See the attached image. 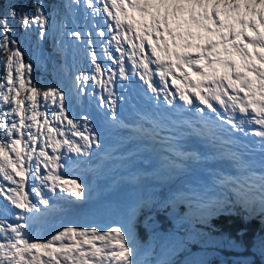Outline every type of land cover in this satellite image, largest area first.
Listing matches in <instances>:
<instances>
[{
  "label": "snow or ice",
  "instance_id": "6c2138e0",
  "mask_svg": "<svg viewBox=\"0 0 264 264\" xmlns=\"http://www.w3.org/2000/svg\"><path fill=\"white\" fill-rule=\"evenodd\" d=\"M25 8L0 12V264H170L150 259L134 216L102 227L68 222L90 201L82 174L98 173L83 168L93 157L120 168L149 153L163 174L201 169L206 181L155 203L159 212L187 207L177 230L185 221L234 214L237 205L246 219L264 223V0H60L51 13L35 0V15ZM68 17L83 27L69 29ZM50 19L57 50L66 57L70 42L73 62L54 65V82L44 83L34 78L33 59L42 61L39 41ZM13 25L25 40L37 37L27 58ZM118 81L145 105L129 96L130 111L121 115ZM97 87L99 97L90 91ZM85 97L97 100L106 129L125 133L112 146L89 115L72 114ZM193 140L198 148L189 147ZM144 226L157 222L149 215ZM201 236L193 227L169 242L175 250Z\"/></svg>",
  "mask_w": 264,
  "mask_h": 264
},
{
  "label": "rangeland",
  "instance_id": "374dc122",
  "mask_svg": "<svg viewBox=\"0 0 264 264\" xmlns=\"http://www.w3.org/2000/svg\"><path fill=\"white\" fill-rule=\"evenodd\" d=\"M75 19L77 20L79 19V17ZM50 23L51 19L49 21V24ZM66 23L67 27L68 24H71L72 26L73 17H68ZM74 25L76 27L75 23ZM68 28L70 29V27ZM249 35H251V33H249ZM32 37H34L31 44L33 46L37 42V37ZM93 38L95 39V37ZM59 40L60 36H58V41ZM56 43L57 41H54V45H56ZM145 47L147 51V45ZM24 51L27 58L28 50ZM248 51L251 52L252 49L249 48ZM58 54V64L64 63L66 60L67 64L69 65L68 57L70 59V63L72 64L73 54L69 52L68 49L66 57L62 56L61 53ZM148 54L150 55V51L148 52ZM191 55L195 56L196 53L192 52ZM33 62H36V60L33 59ZM102 63L109 62L102 60ZM34 65V78L36 80V76L38 75V73L44 75L45 70L44 67H42L41 70H36L37 63H34ZM101 79H106V77H102ZM92 90L93 89L90 88V91ZM94 90L98 97L102 94L101 90L98 87ZM114 90L124 98V103L120 105L121 112L124 110L127 111V107L129 106V96H131V100L133 103L135 102L134 98L138 99L140 97L139 95L133 93H125L124 89L121 88L119 81L116 83ZM96 94L94 95L95 97H97ZM86 99L88 100V98L85 97L83 103L80 105H77L75 103L72 105L73 115L77 116V118H79V115L82 113L89 115L91 118L93 116H97V113L94 111V107L96 108V111L98 110L97 103L93 104L97 100L94 99L91 103H88ZM86 101L88 104L86 103ZM98 120H100V122ZM92 123L98 131H103V123L100 118L93 117ZM119 133L120 135H124V132L122 131H119ZM102 136L105 138L106 135L104 134ZM103 137L102 140L104 141ZM109 139L111 140V142L107 144L108 146H112L116 143V139H113L111 137ZM189 147L198 148L193 144H189ZM48 151L50 152L51 149H48ZM152 158V154L144 153L139 159L124 162V166L120 168H116L115 164H113L98 167V173L84 171L82 174V179L85 180V183L89 187V195L91 198L83 208L69 215L68 222H74L77 224H97L102 227L105 224L112 222V220L117 219L125 214L135 217L138 210L143 205H147L149 203V195L147 193H144L143 189L149 187L151 184H154L155 186L163 184L162 182H164L165 179L171 176L169 174H163L160 169H152L150 168V166L147 167L146 164L148 163V161H151ZM73 159L75 158L73 157ZM99 159V157H93L89 163V167H86V169H96L98 165H103V162ZM109 162L113 163L114 161ZM197 170L201 173H197ZM202 172L203 171L201 169L197 168L194 171L192 170V173L187 172L183 174H175L173 176L174 178L179 176L180 185L183 186L184 184L189 182L200 183L206 181L207 177L205 176V173ZM137 175L140 177V180L138 182H133L131 180V177ZM170 178L172 179V181H174L173 177ZM105 209H108V211H105ZM256 219L263 227L264 223H262L261 218L259 216H256ZM151 230H153L154 234L151 240H149L147 243L140 244L144 247H151L153 255L150 257V259H152L153 261H155L159 257L168 260L170 264H190V262L192 261H197L199 262V264H251L253 260V258L251 257L241 256L242 249L236 243H223L216 240H210L203 235L201 236L199 242L187 244L183 248H176L175 250H173V247L169 242V236L173 232L164 234L159 231L158 226ZM188 232L189 231L187 230H182L181 232L176 233L179 236L183 237L186 236ZM166 245L168 246L166 247ZM257 245L255 244L254 246L256 248L255 251H252L251 249H249V251L256 256V260H254L256 264H264V253L260 251V242H258ZM219 252L230 253L229 255H227V263L219 261ZM231 254L236 255L232 256Z\"/></svg>",
  "mask_w": 264,
  "mask_h": 264
},
{
  "label": "trees",
  "instance_id": "16d2710c",
  "mask_svg": "<svg viewBox=\"0 0 264 264\" xmlns=\"http://www.w3.org/2000/svg\"><path fill=\"white\" fill-rule=\"evenodd\" d=\"M42 2L46 5L45 10L51 13L60 0H42ZM33 3H35V0H0V12L7 11L10 4H17L19 6H26L25 10H27L31 15H35L36 12L35 8H33ZM75 24L76 27H83V20L79 18L76 20ZM13 26L16 29L14 38L22 42L24 50L29 51L34 37H30V40H25L19 25ZM68 27H70V29L76 28L74 23L72 26L71 24H68ZM49 28L50 31L47 38L39 43L40 48L43 50L42 61L40 63L33 62L37 63L36 70H41V68L44 67L45 74L41 75L38 73L36 76L37 81L44 83L54 82L53 66L58 65V53H60L58 52L56 45H54V41H58L59 34L57 31L52 30L51 23L49 24ZM68 44L70 46V42H68ZM68 51L73 54L71 47H68ZM68 63L71 65L69 57ZM150 163L154 164L151 161ZM149 166L151 165H148V167ZM172 176L173 175H171V177ZM179 179V176L176 177L174 181H172L171 178L165 179L164 182H162L163 184L157 186L151 184L149 187L143 189L144 193H147L150 199L149 203L147 205H143L134 217L135 232L139 242L147 243L154 236L153 230L144 226L145 219L150 215L157 222L159 231L164 234L168 232H181L182 230L189 231L194 227L203 236L210 240H216L223 243H236L242 249L241 256L253 258L251 264H256L254 262V260H256V256L251 253L249 249L255 251V244L257 245L258 242L261 243V241L264 240V225L263 227L261 226L260 222L256 219V216L246 219L247 213H245L240 206H234L232 208L234 214L231 215H210L203 221L198 219L192 220L191 222L185 221L182 223L179 230L175 228V224L178 222L179 217H183L188 214V209L185 205H178L174 209L169 208L166 212H159L155 210V203L157 201L169 196L173 190L182 186L180 185ZM150 208L152 210H150ZM229 254L230 253L219 252V261L227 263V255ZM231 255L235 256L236 254Z\"/></svg>",
  "mask_w": 264,
  "mask_h": 264
},
{
  "label": "bare ground",
  "instance_id": "6f19581e",
  "mask_svg": "<svg viewBox=\"0 0 264 264\" xmlns=\"http://www.w3.org/2000/svg\"><path fill=\"white\" fill-rule=\"evenodd\" d=\"M136 97V96H135ZM88 101V100H87ZM124 110V109H123ZM98 111V110H97ZM125 111H122L121 113V115H124V116H126L127 115V113H124ZM73 114V113H72ZM99 122H100V120H98ZM118 132V135L120 134L119 133V131H117ZM102 134H104V133H102ZM125 134V133H124ZM117 135V136H118ZM105 138H107V135L105 136ZM151 162H153L154 164H151L150 163V161H148V163L146 164V166L148 167V165H151L150 166V168H152V169H154V168H156V169H159V162H158V160L155 158V156L153 155V158L151 159ZM93 167V166H92ZM155 169V170H156ZM194 171V170H193ZM188 173H192V171H189ZM197 173H201V172H199L198 170H197ZM203 173V172H202ZM169 177V176H168ZM171 177V176H170ZM169 177V178H170ZM173 178H174V176H172ZM169 178H167V179H169ZM175 179V178H174Z\"/></svg>",
  "mask_w": 264,
  "mask_h": 264
}]
</instances>
